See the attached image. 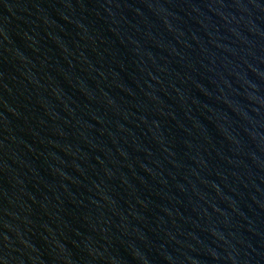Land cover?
<instances>
[{"label":"water","instance_id":"1","mask_svg":"<svg viewBox=\"0 0 264 264\" xmlns=\"http://www.w3.org/2000/svg\"><path fill=\"white\" fill-rule=\"evenodd\" d=\"M230 264H264V0H80Z\"/></svg>","mask_w":264,"mask_h":264}]
</instances>
